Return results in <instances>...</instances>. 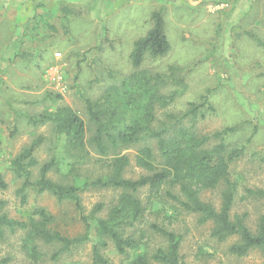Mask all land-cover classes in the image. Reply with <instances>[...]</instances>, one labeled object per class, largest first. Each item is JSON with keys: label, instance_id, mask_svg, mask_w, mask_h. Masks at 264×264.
<instances>
[{"label": "rangeland", "instance_id": "374dc122", "mask_svg": "<svg viewBox=\"0 0 264 264\" xmlns=\"http://www.w3.org/2000/svg\"><path fill=\"white\" fill-rule=\"evenodd\" d=\"M62 6L76 14L64 16ZM158 11L170 50L157 59L146 57L135 70L130 59L133 44L152 28L151 15ZM256 39L264 44V0H0V174L7 185L0 189V200L6 203L4 212L9 218L25 220L32 210L42 208L53 217L52 230L70 239L90 233L89 240L60 254L59 244L39 243L38 254L32 257L23 247V233L6 231L0 238V261L94 264V225L87 229L71 202H59L47 193L29 191L27 203L20 204L16 191L21 182L14 177L10 162L37 138L43 139L34 153L37 161L45 163L53 157L56 140L51 127H33L23 115L70 107L86 126V149L70 153V162L78 161L75 174L83 213L88 216L102 204L97 217H105L121 191L82 186L85 180L106 175L113 154L99 156L90 146L95 126L89 121L85 100H101L109 88H117L142 69L164 76L169 82L166 92L176 85L173 79L184 83L171 108L174 114L184 113L190 102L201 105L207 101L212 110L196 121L194 130L199 134L234 129L224 136V142L228 148H244V154L229 170L238 187L231 217L246 213V224L255 232L259 216L264 215V197L250 196L246 190L264 192V46ZM171 67L178 70L170 71ZM50 94L60 98L53 100ZM120 154L130 161L126 179L144 174L136 166L137 145ZM33 172L37 175L36 169ZM48 176L59 183H72L56 171ZM221 190L202 191L201 198L219 208ZM137 195L147 202V191ZM154 205L161 214L148 216L147 210L151 222L172 214L168 207L164 210L156 201ZM174 218V228L183 238L180 255L184 264L264 263L256 249L243 257L231 255L229 246L236 238L224 242L211 238L212 224L199 223L196 215L180 212ZM156 244L151 241L152 246ZM101 253L110 264L126 260L110 242ZM130 255L132 259L134 254Z\"/></svg>", "mask_w": 264, "mask_h": 264}, {"label": "trees", "instance_id": "16d2710c", "mask_svg": "<svg viewBox=\"0 0 264 264\" xmlns=\"http://www.w3.org/2000/svg\"><path fill=\"white\" fill-rule=\"evenodd\" d=\"M61 12L64 16L76 14L66 6L61 7ZM151 21L152 28L133 44L130 59L135 70L143 65L146 57L157 59L170 50L161 11L154 12ZM255 41L264 46L259 40ZM173 81L176 85L166 92L169 82L164 76L142 69L119 82L117 88H109L101 100H85L89 121L95 126L90 146L99 156L113 154L107 162L106 175L91 182L85 180L82 186L121 191L105 217H97L102 204H97L88 216L84 215L78 195V175L75 174L78 161L70 162L72 151L78 153L86 149L83 120L68 106L34 116L23 115L33 127L49 125L56 143L53 157L45 163L38 162L34 156L42 138H37L10 162L14 177L21 182L16 191L19 202L27 203L29 191L36 195L47 193L59 202H71L86 228L89 229L91 223L94 225V264H110L101 253L108 242L126 258L122 264H184L180 255L183 238L174 228V216L180 212L198 216L201 224L211 223L210 237L218 242L236 238L229 246L231 255L243 257L256 249L264 257V215L259 216L255 232L246 224V213L231 217L238 187L237 182L230 179L229 170L231 164L243 156L244 148H228L225 144L224 136L234 129H224L210 136L194 130L196 121L205 119L207 111L212 110L207 101L201 105L190 102L184 113L174 114L171 108L178 100L180 88L185 85L176 79ZM50 98L59 99L60 95L52 97L50 94ZM160 111L162 117L158 115ZM216 139L219 141L212 145L211 141ZM134 145H137L136 166L142 168L144 174L131 180L124 177L130 165L129 158L120 151ZM35 169L37 175L33 172ZM51 171L71 179L72 183L53 181L48 176ZM6 188L0 174V189ZM217 189H222L219 208L201 198L202 191ZM141 190L148 193L147 204L138 198ZM246 193L264 197L263 191L247 189ZM155 201L162 204L164 210L166 207L172 210V214H164L160 222H151L147 217V210H150L148 216L161 214L156 210ZM5 204L0 200V238L6 231L22 232L23 247L32 257L37 256L39 243L59 244L60 254L90 239L89 232L70 239L52 230L53 217L42 208L32 210L25 220L9 218L4 212ZM151 241L157 244L152 246ZM0 264H8V260L3 259Z\"/></svg>", "mask_w": 264, "mask_h": 264}]
</instances>
